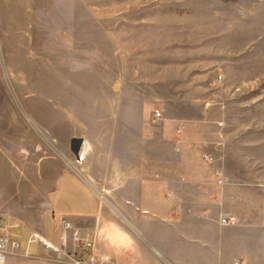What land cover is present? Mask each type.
I'll return each mask as SVG.
<instances>
[{"label": "rangeland", "instance_id": "1", "mask_svg": "<svg viewBox=\"0 0 264 264\" xmlns=\"http://www.w3.org/2000/svg\"><path fill=\"white\" fill-rule=\"evenodd\" d=\"M11 62L22 65L20 77ZM43 72L80 74L81 96L104 113L113 99L128 97L143 106L147 123L159 108V121L219 124L216 134L241 159L231 168L264 174V0H0V151L10 157L43 151L47 136L16 90L17 82L41 95ZM65 153L101 205L118 214L106 177L90 176ZM3 181L0 219L9 243L0 264L24 255L74 264L72 247L79 252L83 238L69 237L58 250L42 244L40 190L18 194L22 183L12 172Z\"/></svg>", "mask_w": 264, "mask_h": 264}, {"label": "crops", "instance_id": "2", "mask_svg": "<svg viewBox=\"0 0 264 264\" xmlns=\"http://www.w3.org/2000/svg\"><path fill=\"white\" fill-rule=\"evenodd\" d=\"M10 66L18 76L24 72L17 62ZM41 78V95L29 94L17 82L16 90L47 136L43 151L12 157L0 151V198L11 172L22 183L18 194L21 187L26 196L38 188L42 238L61 246L62 227L68 222L83 238L79 252L72 247L76 257L91 250L111 264H264V174L231 168L241 159L216 134L219 124L182 117L147 123L143 106L138 101L130 105L128 97V105L113 99L104 113L81 96L85 80L80 74L43 72ZM72 136L87 144L82 149V143L75 160L90 176L106 177L118 214L103 207L70 168L74 165L64 154ZM203 153L220 160L207 163ZM219 164L222 184L213 175ZM226 211L233 223H219ZM5 264L61 263L24 255L8 256Z\"/></svg>", "mask_w": 264, "mask_h": 264}, {"label": "built area", "instance_id": "3", "mask_svg": "<svg viewBox=\"0 0 264 264\" xmlns=\"http://www.w3.org/2000/svg\"><path fill=\"white\" fill-rule=\"evenodd\" d=\"M217 78H220V75H217ZM210 103L207 101L205 102V105H209ZM162 118V112L159 108H154L151 112V121H156ZM52 141H54L51 138ZM202 159L207 162V163H212L215 160H220L219 157H214L209 153H203L202 154ZM213 175L216 178V181L219 184H222V177L224 176V172H223V168L221 166V164H219V166L215 167L213 169ZM218 221L219 223L222 224H229V223H233V217L231 216V213L229 211H226L222 214H220V216L218 217ZM69 229H71V227L69 226L68 222L64 223V226L62 227V231H61V241H62V245L65 244V242L67 241V239L69 237H71L74 240H80V237L78 236V232L76 230L71 229L69 231ZM37 235L34 234L32 236V238L29 239L28 242L33 241L34 239H37ZM40 241L42 242V244L53 248L54 250H58V246L56 245H52L49 242H47L44 238H39ZM8 243H9V235H8V226L6 224V222L2 219H0V263L3 262L5 255L8 252ZM73 261L74 264H111L108 261H106L105 259H103L102 257H98L97 255H95L94 253H92L91 250H89L86 253V257L85 258H81V257H73Z\"/></svg>", "mask_w": 264, "mask_h": 264}, {"label": "water", "instance_id": "4", "mask_svg": "<svg viewBox=\"0 0 264 264\" xmlns=\"http://www.w3.org/2000/svg\"><path fill=\"white\" fill-rule=\"evenodd\" d=\"M83 139L78 136H72L69 139V150L73 153L74 156L79 154ZM41 149L40 145H36V150Z\"/></svg>", "mask_w": 264, "mask_h": 264}, {"label": "bare ground", "instance_id": "5", "mask_svg": "<svg viewBox=\"0 0 264 264\" xmlns=\"http://www.w3.org/2000/svg\"><path fill=\"white\" fill-rule=\"evenodd\" d=\"M84 146H85V147L87 146V144H86L85 142L83 143L82 149L84 148ZM82 149H81V150H82ZM68 162H69V161H68ZM78 170H79V169H78ZM92 190H93V189H92Z\"/></svg>", "mask_w": 264, "mask_h": 264}]
</instances>
